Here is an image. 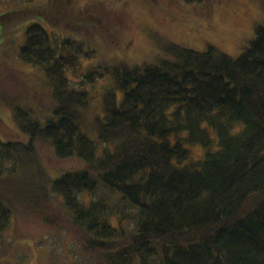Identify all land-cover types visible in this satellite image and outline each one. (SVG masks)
Instances as JSON below:
<instances>
[{"label": "trees", "instance_id": "obj_1", "mask_svg": "<svg viewBox=\"0 0 264 264\" xmlns=\"http://www.w3.org/2000/svg\"><path fill=\"white\" fill-rule=\"evenodd\" d=\"M65 1L4 13L0 25L35 10L54 17ZM24 38L19 58L44 70L54 115L42 121L33 108L15 110L26 143L0 140V153L12 155L8 175L32 167L38 141L82 166L49 179L48 189L44 174L41 186L27 181L22 198L0 193V243L17 206L64 221L48 219L52 192L94 264H264V26L236 59L173 45L171 59L157 65L118 66L112 76L122 99L108 94L106 115L91 120L90 93L68 77L81 67L82 45L52 46L40 24ZM88 123L98 145L82 129Z\"/></svg>", "mask_w": 264, "mask_h": 264}, {"label": "rangeland", "instance_id": "obj_2", "mask_svg": "<svg viewBox=\"0 0 264 264\" xmlns=\"http://www.w3.org/2000/svg\"><path fill=\"white\" fill-rule=\"evenodd\" d=\"M48 1L0 0V15L31 5L42 6ZM71 1L60 3L66 5L65 9L57 11L54 17H42L35 10L31 12L35 14L33 17L23 13L28 17L15 20L18 24H9L5 29L0 25V140L3 143H26L15 120L17 108H33L35 116L42 121L54 115L53 88L44 70L19 58L25 30L32 24H40L48 31L52 46L71 40L80 43L87 52L81 58V67L74 75L69 72L68 77L75 86L90 93L91 110L86 113L89 120L106 115L103 102L108 94L116 92L121 101L122 93L116 90L112 76L118 66L157 65L171 59L173 45L199 53L214 48L236 59L250 47L257 29L264 26V0ZM82 129L92 142L99 144L90 123ZM35 150L32 167L27 171L22 168L14 175H8L12 165L7 162L12 155L5 150L0 153V163L5 168L0 193L22 198L30 192L25 187L27 181L33 180L35 186H41L44 174L48 179L43 184L48 189L49 179H57L82 166L77 160H57L54 150L43 141L36 143ZM97 153L102 155L100 147ZM24 155H20L23 160ZM47 197L51 200L48 212L45 211L48 219L56 222L55 216L61 215L64 221L50 224L42 214L24 215L21 206H17L0 243V264H94L77 240L61 203H53L58 200L52 192Z\"/></svg>", "mask_w": 264, "mask_h": 264}]
</instances>
